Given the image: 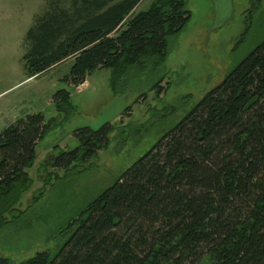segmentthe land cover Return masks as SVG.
<instances>
[{
  "label": "trees",
  "instance_id": "obj_1",
  "mask_svg": "<svg viewBox=\"0 0 264 264\" xmlns=\"http://www.w3.org/2000/svg\"><path fill=\"white\" fill-rule=\"evenodd\" d=\"M140 2L71 0L69 7L35 17L23 57L28 77L73 59L67 77L73 87L111 69V86L119 93L129 70L160 68L169 38L186 28L192 12L187 0H154L137 11ZM162 81L153 85L158 93ZM53 103L60 114L75 110L67 89ZM57 123L30 113L0 133V227L33 186L38 146ZM114 127L76 129L78 144L46 166L85 164L108 146ZM66 234L57 251L19 262L0 256V264H264V40L66 220L59 235Z\"/></svg>",
  "mask_w": 264,
  "mask_h": 264
},
{
  "label": "rangeland",
  "instance_id": "obj_2",
  "mask_svg": "<svg viewBox=\"0 0 264 264\" xmlns=\"http://www.w3.org/2000/svg\"><path fill=\"white\" fill-rule=\"evenodd\" d=\"M153 1L141 0L136 10L147 9ZM70 4L71 0H0V133L30 113L42 112L46 121L58 120L38 146L30 170L33 186L8 215L9 222L0 227V256L17 262L39 251H57L68 237L59 235L61 225L110 187L264 40V0H235L232 19L211 32L212 1L187 0L192 18L181 33L169 38L165 63L156 70L151 64L146 70H129L119 93L112 89L111 69L97 70L84 84L73 87L67 81L73 59L29 78L23 57L35 17ZM159 77L163 78L160 93L153 89ZM62 89L71 93L73 114H60L53 103ZM109 122L115 127L98 156L70 169L46 166L62 150L78 144L76 129H99Z\"/></svg>",
  "mask_w": 264,
  "mask_h": 264
},
{
  "label": "water",
  "instance_id": "obj_3",
  "mask_svg": "<svg viewBox=\"0 0 264 264\" xmlns=\"http://www.w3.org/2000/svg\"><path fill=\"white\" fill-rule=\"evenodd\" d=\"M214 20L210 32L229 22L235 13V0H211Z\"/></svg>",
  "mask_w": 264,
  "mask_h": 264
}]
</instances>
